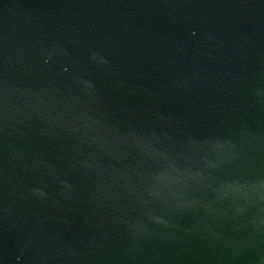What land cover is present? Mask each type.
I'll return each instance as SVG.
<instances>
[{
    "label": "water",
    "instance_id": "water-1",
    "mask_svg": "<svg viewBox=\"0 0 264 264\" xmlns=\"http://www.w3.org/2000/svg\"><path fill=\"white\" fill-rule=\"evenodd\" d=\"M0 264H264V0H0Z\"/></svg>",
    "mask_w": 264,
    "mask_h": 264
}]
</instances>
